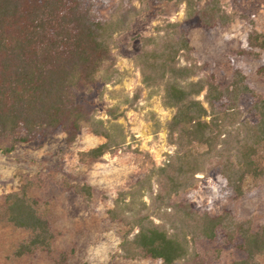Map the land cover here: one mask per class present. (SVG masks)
I'll return each instance as SVG.
<instances>
[{
	"label": "trees",
	"instance_id": "1",
	"mask_svg": "<svg viewBox=\"0 0 264 264\" xmlns=\"http://www.w3.org/2000/svg\"><path fill=\"white\" fill-rule=\"evenodd\" d=\"M150 1L138 0L136 7L122 0L102 20L84 0H0V140L9 143L3 151L56 131L71 143L83 128L103 141L81 152L80 160H95L124 145L126 134L116 122L123 110L117 104L102 108L106 119L96 112L105 86L120 79L115 37L130 29ZM155 1L184 3L185 17L141 38L132 60L141 83L161 89L163 105L174 109L167 122L174 150L160 166L146 158L141 177L113 199L107 215L119 223V249L126 257L177 264L190 257L195 240L220 238L242 253L233 264H260L264 226L252 230L228 212L198 211L184 195L200 181L195 175L207 171L224 179L234 199L248 185L264 183V98L252 92L239 70L220 83L214 76L199 77L196 65L180 63V56L191 51L190 30L227 23L218 0ZM259 52L264 53V33L251 30L247 49L238 54L256 57ZM255 73L264 78V64ZM202 91L206 106L197 98ZM242 96L248 99L244 111ZM137 98L138 93L126 96L123 103L132 107ZM77 192L91 195L86 185ZM0 220L27 234L12 247L15 257L52 253L46 205L30 194L27 183L4 196Z\"/></svg>",
	"mask_w": 264,
	"mask_h": 264
},
{
	"label": "rangeland",
	"instance_id": "2",
	"mask_svg": "<svg viewBox=\"0 0 264 264\" xmlns=\"http://www.w3.org/2000/svg\"><path fill=\"white\" fill-rule=\"evenodd\" d=\"M122 0H84L92 13L106 20ZM227 15L225 25L210 30L189 31L191 51L180 56L181 64H194L198 76H214L226 83L234 70L245 76V82L258 97L264 98V78L256 75L258 65L264 64V53L256 57L239 55L247 49L251 30L264 33V0H218ZM139 6L138 0H131ZM185 17V4L173 5L151 0L148 8L136 17L128 31L115 37L113 49L115 66L120 73L116 83L105 86L96 115L106 119L102 108L117 104L123 115L116 119L126 134L118 149L91 160H80L79 154L103 141L89 129L80 130L73 142L56 131L43 140L16 144L12 151L0 140V205L6 194L27 183L30 194L46 205L54 235L50 255L37 253L33 257H15L12 247L27 238L24 231L15 230L0 220V264H160L148 257H126L119 249L120 226L109 219L107 211L119 190L139 179L146 168V158L154 166L162 165L174 145L168 140L167 122L174 109L162 103L161 89H151L141 83V74L132 57L141 49V38L154 34L165 22H180ZM194 77L193 79H195ZM138 98L132 107L123 103L124 97ZM204 91L197 98L204 106ZM248 99L242 96L241 110ZM147 154V157L145 156ZM200 181L184 198L198 211L211 215L228 212L236 220L255 230L264 226V183L248 185L244 194L234 199L224 179L215 171L198 173ZM90 187V197H82L77 188ZM144 201H148L144 196ZM242 253L222 240H195L187 260L177 264H233ZM264 264V256L259 257Z\"/></svg>",
	"mask_w": 264,
	"mask_h": 264
}]
</instances>
